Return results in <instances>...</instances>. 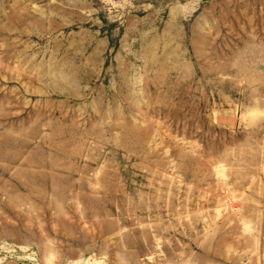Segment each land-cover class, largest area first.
<instances>
[{"label": "rangeland", "instance_id": "374dc122", "mask_svg": "<svg viewBox=\"0 0 264 264\" xmlns=\"http://www.w3.org/2000/svg\"><path fill=\"white\" fill-rule=\"evenodd\" d=\"M0 264H264V0H0Z\"/></svg>", "mask_w": 264, "mask_h": 264}, {"label": "crops", "instance_id": "0c3cea01", "mask_svg": "<svg viewBox=\"0 0 264 264\" xmlns=\"http://www.w3.org/2000/svg\"><path fill=\"white\" fill-rule=\"evenodd\" d=\"M29 178V177H28ZM27 181H28V183H26L27 184V188H26V190H32L33 188H32V186L30 185V182L31 181H29L28 179H26ZM23 188V186L21 187V189ZM25 190V189H24Z\"/></svg>", "mask_w": 264, "mask_h": 264}]
</instances>
